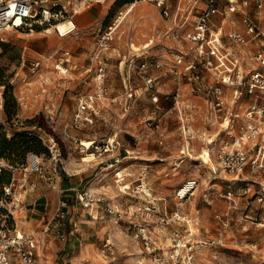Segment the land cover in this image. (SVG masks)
<instances>
[{"label": "rangeland", "instance_id": "rangeland-1", "mask_svg": "<svg viewBox=\"0 0 264 264\" xmlns=\"http://www.w3.org/2000/svg\"><path fill=\"white\" fill-rule=\"evenodd\" d=\"M133 2L107 0L97 4V13L91 22L79 23V13L76 14L77 30L66 37L45 34L38 29L6 33L0 51V124L8 137L19 130L36 133L45 147V151L29 152L42 161L45 167L42 176L30 171L27 156L20 165L22 173L15 176L20 178L26 173L28 182L37 181L32 199H37L40 193L43 207L56 184V173L75 178L92 172L88 187L103 197L99 203L105 202L106 207L115 212L105 211L101 218L99 214L97 219H91L101 220L106 225V234L117 239L120 251H124L121 260L127 264H264V200L258 201L255 194L264 188V151L262 168L253 174L244 171L245 180L237 182L236 200L231 203L224 193L232 175L218 172L216 176L209 167L212 163L203 157L204 150L210 156L208 151L214 149L215 145L207 143V138L218 130L215 124H207L203 98L193 93L187 83L179 89L185 100L198 106L184 111L188 116L184 128L172 99L160 98L162 111L159 113L155 104L148 102L147 93H143L142 72L137 66L141 59L136 57L141 53L163 63L152 72L161 75L163 92L174 91L175 54L179 50L186 54L190 51L186 33L192 17L187 20L183 13L191 2L166 0L164 6H169V14L164 15L156 0H138L118 25L119 17ZM177 5L181 7L180 12H177ZM183 20H186L184 24ZM109 25L115 27L113 38L109 47L101 50L98 48L99 35ZM63 50L72 54V69L68 74H62L55 66L56 54ZM98 54L107 57L105 84L114 100L104 99L98 104L99 113L84 114L76 123L74 113L79 96L92 92L96 86ZM130 58L135 59L132 64ZM35 59H40L41 65L32 71L30 63ZM130 86L133 92L140 94L138 97H127ZM150 115L160 116L162 125L158 130L146 126V118ZM116 131L121 140L119 156L127 155L125 149H129L131 155H138L137 150L145 151L149 157L143 159L153 161L149 164L152 168L161 163L166 171L165 178L156 176L150 181L141 180L132 173L139 166L137 160L121 159L108 167L104 160L111 159L109 156H87L81 151V141L89 143V140H98ZM51 147L59 153L57 162L51 156ZM116 170H119L118 175ZM188 178H196L198 185L191 196L178 199L174 190ZM177 180L181 184H172ZM247 183L251 189L242 193L240 188ZM139 184L144 188L170 190L167 208L173 205L176 209H167L162 223L140 222L148 217V210H144L148 206L144 194L137 188ZM125 185L127 188L122 190ZM24 189L20 183L16 185V193L23 199L22 206L15 210L14 220L12 217L6 219L8 224H17L22 218L21 209L29 198ZM150 192L151 196L152 190ZM119 198L122 208L115 204ZM13 206L11 195L3 192L0 183V223ZM89 212V215L97 214L95 209ZM79 214L85 215V211ZM113 218L118 222L114 223ZM129 219L134 223L125 222ZM141 228L150 235L155 252L149 253L144 248ZM119 248L117 246L118 251ZM155 254L161 258L173 255L174 258L158 263L161 261L155 260Z\"/></svg>", "mask_w": 264, "mask_h": 264}, {"label": "built area", "instance_id": "built-area-1", "mask_svg": "<svg viewBox=\"0 0 264 264\" xmlns=\"http://www.w3.org/2000/svg\"><path fill=\"white\" fill-rule=\"evenodd\" d=\"M107 0H0V51L6 41L5 35L9 31H34L38 29L45 34L55 33L60 37L73 34L78 27L75 19L83 9L97 3L102 4ZM138 1V0H133ZM166 0H156L158 6H162V13L169 14V6ZM181 1V0H180ZM190 7L186 13H194L193 28L186 33L190 43L191 56L184 64L185 54L180 51L175 58L176 64L172 72L178 80L190 81L191 91L203 98V107L207 117V124H217V138L208 137L207 142L213 143V156L210 157L209 167L216 176L218 172L232 175L230 184L224 193V197L233 203L236 200L237 182L245 180L244 171L257 173L262 168V155L264 151V0H189ZM134 3V2H133ZM132 3V4H133ZM177 12L181 7L177 5ZM218 16V18H216ZM113 25L104 29L98 39V48L104 50L109 47L112 40ZM143 53H141L142 55ZM55 66L62 74H68L72 69V54L69 50H63L56 54ZM98 58V67L94 77L95 89L79 96L74 113V120L79 123L84 114L99 113L98 102L104 99L113 101L108 95L109 88L105 84L106 56ZM134 58H130L132 64ZM41 65L40 59L30 63L32 71ZM143 71L144 91L155 104L156 111H162L160 98L172 99L175 108L180 113L181 126L186 127L188 116L184 114L197 108V104L182 97L179 88L174 92L163 93L154 74L147 73L151 68H161L158 58L143 60L140 64ZM129 82V79H128ZM127 97H138L132 86L126 91ZM142 94V93H141ZM242 105L243 108H242ZM242 108V110H240ZM161 118L150 115L146 118V125L150 128H159ZM89 143L81 141V151L89 155L104 156L111 159L104 160L105 165L114 166L121 160L119 149L121 140L119 133L113 132L98 140H89ZM54 147V145L52 146ZM49 148L52 158L57 162L59 153ZM127 155L129 150L125 149ZM210 152V151H209ZM110 160V161H109ZM27 163L30 171L42 176L45 167L34 153L27 155ZM7 165L0 161L1 166ZM12 171L10 183L4 187L6 195H11L13 208H9L3 215L0 223V264H38V252L42 244L31 232H25L17 228L16 224H8L7 218H15V210L21 206L22 199L16 193V185L21 187L29 185L35 187L36 182H28L26 173L17 178L16 173H22L21 167L8 165ZM28 168V166L26 167ZM25 168V169H26ZM119 171V170H118ZM116 171V175H118ZM120 176V175H119ZM142 184H139L141 186ZM198 180L186 179L176 190L178 199L191 196ZM139 186L137 188H139ZM249 184H244L242 193L250 191ZM140 190L142 188H139ZM75 199L83 206L88 207L93 202L103 199L87 188L74 186ZM263 191H257L256 199L264 200ZM67 201L60 199L54 216L48 222L45 231H58L60 222L66 217L65 208ZM109 213L115 211L106 208ZM94 218L98 214L93 215ZM179 218V217H178ZM141 228L142 241L147 252H155L156 247L150 235ZM137 236V234H136ZM60 238L64 235L60 232ZM112 245L107 239L102 248L107 252ZM154 254V253H153ZM155 260L168 262L170 257H157Z\"/></svg>", "mask_w": 264, "mask_h": 264}, {"label": "crops", "instance_id": "crops-1", "mask_svg": "<svg viewBox=\"0 0 264 264\" xmlns=\"http://www.w3.org/2000/svg\"><path fill=\"white\" fill-rule=\"evenodd\" d=\"M96 5L97 3L80 11L77 16L78 22L85 23L87 20L91 22L92 19H94V13H97ZM262 12L264 13V8ZM177 14L178 13H176V16ZM183 14L185 15V19L187 18V20L192 17L191 19L188 20V25L190 27L189 31H190L193 28L195 15L194 13H188V12ZM216 18H218V16H216ZM185 21L186 20H183V24L185 23ZM190 46L191 45L189 43V50H190ZM179 52L180 50L175 54V58L177 57V54H179ZM190 54H191L190 51L186 54L187 56H185L184 64L187 63V59L191 56ZM148 56L150 55H143V54L136 55L137 58L141 59L139 64L143 60L156 59L154 56L151 57ZM137 66L140 69V66L139 65ZM153 69L154 68L149 69L147 73L156 75L158 77L160 87L161 86L163 87L164 83L162 82V78H160L161 75L152 72ZM139 72H142V77H143L144 76L143 71L140 70ZM174 79H175L174 80L175 86L173 89L174 91L177 88L183 89L186 86V83L189 85L191 83L188 80L183 82L182 80H178L175 74H174ZM161 90L163 92V88H161ZM169 92H163V93H169ZM108 95L109 96L111 95L110 89L108 90ZM147 100L148 102L152 103L149 98H147ZM102 101L103 100L99 101L98 104ZM161 125L162 124L160 122V127ZM215 125L218 128V125L217 124ZM149 129L154 130V128H149ZM156 129L158 130V128ZM218 130L214 134L209 135V137H214L216 139ZM212 151L213 150H210V157L213 156ZM137 152L139 153L138 155H131L129 153V155L120 156L121 159H126V158L134 159L137 160V162L139 163V166L135 167L132 170L133 176H136L141 180L146 179L149 181L151 178H155L156 176L160 177V179L165 178L163 174L166 171H164L165 169H162L161 163L157 164L156 166H154V168H152L151 166H149V164H151L153 161H149V159H143L145 157L146 158L149 157L147 153L142 150H137ZM180 161L182 162L183 160ZM125 169L126 167L123 168V170ZM91 175L92 172L89 173L84 172L79 177L70 178L66 174L56 173L54 175L57 178L56 184L53 186L51 192L48 194V197L45 201V206L43 207L41 205L43 201V196L40 193H37L36 195L37 199L36 198L35 200L32 199V197H34V193H32L33 192L32 190L37 186L36 180L33 179L29 181V182L35 181L36 182L35 187H30L29 185H27L26 188L24 189L25 194H28L29 198L28 197L26 198V202L21 209V213H22L21 220H19L17 224L16 223L15 224L17 228L21 227L19 229L25 232L33 233L35 238L42 244V248L38 252V258H39L38 264H127L126 262H122L121 260L124 251H120L122 249H120L119 245H117L118 244L117 239L115 237L113 238L110 234H106L107 227H105L106 225H103V222L101 220H93V219H97L99 217V214L101 215L99 218L103 216V214L106 211L107 204H105V202L103 203L100 202L101 204L99 202H93L90 206L85 207L75 199V192L73 190V187L80 186L90 190L87 184L91 180L90 178ZM244 177H245V172H244ZM172 184H181V181L177 180ZM126 188L127 187L125 185L122 190ZM150 190H152V195L154 194L155 196L152 195L150 196L151 193ZM139 192H142L144 194V199L146 200V204L148 206L144 209V210H148L147 211L148 217H143L140 220V222L142 220L145 222L151 221L154 222V224L158 225L162 223L161 219L163 218L164 213H166L167 209L168 210L176 209V207H174L173 205H170L169 208H167L166 198L170 196L171 194L170 190L165 191L162 190L161 188L153 189L151 187H147V188H142L141 191ZM148 196H150L149 199ZM173 198L175 199V196H173L172 199ZM60 199H64L67 201V206L65 208L66 217L62 219V221L60 222L58 231L52 229L49 231H45L44 229L46 228L48 222L54 216V213L56 211ZM119 200L120 198L116 200L115 204H117L120 208H122V205L119 204L120 202ZM94 209L98 214L97 218L93 217V215L96 214L89 215L90 213L89 211L91 210L94 211ZM100 210L101 213H99ZM81 211L83 212L85 211V215L81 216L79 214V212ZM113 219H115L114 223L118 222L117 218H113ZM125 222L129 224H133L134 220L129 219L128 221L125 220ZM60 232L64 235V239L60 238ZM107 239L111 241L112 245L110 246V249L107 250V252H103L102 248L104 247V243ZM117 246L119 248V251L117 249ZM158 263H164V262H158Z\"/></svg>", "mask_w": 264, "mask_h": 264}, {"label": "trees", "instance_id": "trees-1", "mask_svg": "<svg viewBox=\"0 0 264 264\" xmlns=\"http://www.w3.org/2000/svg\"><path fill=\"white\" fill-rule=\"evenodd\" d=\"M12 97V96H11ZM2 104L0 105V109ZM6 114L10 116V112ZM45 151L41 138L34 132L27 130L15 131L11 137L7 136L4 126L0 124V161H5L7 165L1 166L0 183L4 187L10 183L12 171L8 165L19 167L26 160L29 152Z\"/></svg>", "mask_w": 264, "mask_h": 264}, {"label": "bare ground", "instance_id": "bare-ground-1", "mask_svg": "<svg viewBox=\"0 0 264 264\" xmlns=\"http://www.w3.org/2000/svg\"><path fill=\"white\" fill-rule=\"evenodd\" d=\"M186 1V0H185ZM135 5V2L132 4V5H130L123 13H122V15L119 17V19H118V25L119 24H121V22L124 20V18L126 17V15L128 14V9L129 8H132L133 6ZM209 152V151H208ZM203 157H204V159L205 160H210V156H209V153H207V151L206 150H204V153H203ZM144 188V186L143 185H141V186H139V188Z\"/></svg>", "mask_w": 264, "mask_h": 264}]
</instances>
